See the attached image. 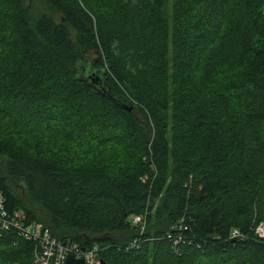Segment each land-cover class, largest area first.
<instances>
[{"label": "trees", "instance_id": "obj_1", "mask_svg": "<svg viewBox=\"0 0 264 264\" xmlns=\"http://www.w3.org/2000/svg\"><path fill=\"white\" fill-rule=\"evenodd\" d=\"M0 189L107 264H264V0H0Z\"/></svg>", "mask_w": 264, "mask_h": 264}, {"label": "built area", "instance_id": "obj_2", "mask_svg": "<svg viewBox=\"0 0 264 264\" xmlns=\"http://www.w3.org/2000/svg\"><path fill=\"white\" fill-rule=\"evenodd\" d=\"M5 197L0 189V225L2 229H8L11 226L19 229L23 237L34 241L37 244L35 251V261L39 264H65L69 255L76 258H83L84 264H101L102 259L99 256V247H84L75 242H62L52 236L49 227L41 222L25 221V215L20 210L9 212L5 206ZM131 222L138 225L142 230L146 227L147 214H138L131 217ZM256 232L264 237V223L257 226ZM232 237L240 236L238 229H233Z\"/></svg>", "mask_w": 264, "mask_h": 264}, {"label": "water", "instance_id": "obj_3", "mask_svg": "<svg viewBox=\"0 0 264 264\" xmlns=\"http://www.w3.org/2000/svg\"><path fill=\"white\" fill-rule=\"evenodd\" d=\"M65 264H84L83 258H76L74 255H69L66 258ZM101 264H107L104 260H102Z\"/></svg>", "mask_w": 264, "mask_h": 264}, {"label": "rangeland", "instance_id": "obj_4", "mask_svg": "<svg viewBox=\"0 0 264 264\" xmlns=\"http://www.w3.org/2000/svg\"><path fill=\"white\" fill-rule=\"evenodd\" d=\"M56 17H57V16H56ZM20 194H21L22 196H24V197L26 196V194H25V192H24V189H21V190H20Z\"/></svg>", "mask_w": 264, "mask_h": 264}, {"label": "bare ground", "instance_id": "obj_5", "mask_svg": "<svg viewBox=\"0 0 264 264\" xmlns=\"http://www.w3.org/2000/svg\"><path fill=\"white\" fill-rule=\"evenodd\" d=\"M131 221V220H130Z\"/></svg>", "mask_w": 264, "mask_h": 264}]
</instances>
